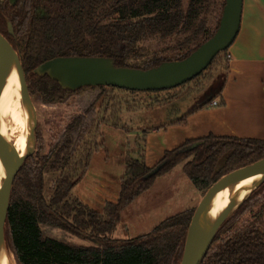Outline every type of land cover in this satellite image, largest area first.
Returning a JSON list of instances; mask_svg holds the SVG:
<instances>
[{
  "label": "trees",
  "instance_id": "16d2710c",
  "mask_svg": "<svg viewBox=\"0 0 264 264\" xmlns=\"http://www.w3.org/2000/svg\"><path fill=\"white\" fill-rule=\"evenodd\" d=\"M213 2L18 0L11 6L8 0H0V32L21 58L33 101L52 107L66 104L70 97L85 90L93 92L49 152H37L28 158L14 180L5 240L16 264H180L196 207L166 218L147 234L114 239L111 235L124 211L151 189L157 177L178 165L183 164V173L204 196L222 176L264 158V139L209 135L165 152L162 160L149 168L145 158L147 131H140L126 144L125 172L117 202H108L102 212H97L79 199L74 190L85 177L93 155L104 149L102 128L129 132L122 125L123 112L170 106L174 101H185L201 93L217 72L227 69L228 50L218 54L192 81L167 91L90 87L71 92L47 76L34 74L38 66L59 57L110 58L117 67L138 70L182 61L218 29L225 0L219 2V12L211 27L208 15ZM8 22L14 35L8 32ZM149 41L165 45L150 51L145 45ZM223 75L225 78L224 72ZM223 85L200 106L220 94ZM165 92L171 95L147 101L136 97ZM183 119L175 123L180 124ZM224 157V165L217 171ZM158 167L156 175L146 178ZM248 215L251 218L245 220ZM261 221L264 184L223 224L202 264H264ZM54 230L87 245L53 237Z\"/></svg>",
  "mask_w": 264,
  "mask_h": 264
},
{
  "label": "water",
  "instance_id": "95a60500",
  "mask_svg": "<svg viewBox=\"0 0 264 264\" xmlns=\"http://www.w3.org/2000/svg\"><path fill=\"white\" fill-rule=\"evenodd\" d=\"M15 6L18 0H8ZM243 0H225L219 27L215 34L182 61L164 62L156 68L138 70L117 67L115 61L103 57H59L38 66L34 74L57 82L63 90L76 92L90 87H115L137 92L167 91L178 88L204 72L215 57L228 50L240 29ZM10 35L14 30L7 23ZM16 70L23 104L28 117V138L25 152L17 155L13 144L0 130V260L7 254L5 228L14 180L26 160L36 149L37 114L29 93L21 58L0 32V96L6 81ZM226 158V157H224ZM225 162V159H224ZM224 165H217V171ZM154 169L146 178L157 174ZM251 184L232 195L228 205L214 219L209 216L216 195L242 181ZM264 184V158L222 176L204 194L192 216L180 264H202L223 224L237 212L250 196Z\"/></svg>",
  "mask_w": 264,
  "mask_h": 264
},
{
  "label": "crops",
  "instance_id": "0c3cea01",
  "mask_svg": "<svg viewBox=\"0 0 264 264\" xmlns=\"http://www.w3.org/2000/svg\"><path fill=\"white\" fill-rule=\"evenodd\" d=\"M225 60L228 65L223 71L225 82L220 94L201 106H185L191 97L181 102L174 101L171 105L177 104V107L172 110L171 115L177 117L147 130L145 158L149 168L156 166L165 152L174 150L189 140L209 135L264 139V0H243L240 29ZM213 101H217L218 106H211ZM183 117L182 123H175ZM102 133L104 149L93 155L85 177L74 190L79 199L97 212H102L106 203L117 202L121 178L125 172L126 144L140 130L126 132L104 126ZM179 166L164 176L171 178L178 168L183 173V164ZM183 175L185 176L184 173ZM187 179L182 178L181 172L178 173V185L182 193L179 205L182 206L191 204L196 198L190 188L194 186ZM150 190L139 196L123 215L128 211L144 212V197ZM176 206L177 202L172 201L164 206L148 208L146 215L138 219L143 221L132 224L128 231H134L133 236L136 237L149 233ZM188 209L191 208L186 210ZM143 231L146 233L141 234Z\"/></svg>",
  "mask_w": 264,
  "mask_h": 264
},
{
  "label": "rangeland",
  "instance_id": "374dc122",
  "mask_svg": "<svg viewBox=\"0 0 264 264\" xmlns=\"http://www.w3.org/2000/svg\"><path fill=\"white\" fill-rule=\"evenodd\" d=\"M220 1L221 0H214L210 8L208 17H209V25L211 27L214 26L215 18L218 15ZM145 45L150 49V51H154L163 47L165 43L157 42V41L155 42L149 41L145 43ZM224 81L225 78L223 75V71L217 72V74L215 75V79L211 82H207L205 84V89L201 93L195 94L189 100H187L185 106L191 107L200 104V102L206 101L213 95L216 89L220 88L224 84ZM92 93L93 92L91 90H85L81 94H77L70 97L67 100L66 104L52 106V107H47L41 105L39 102L34 101L36 114H37V122H38L37 130H36V149L34 155H36L37 152H40V154L42 155H46L49 152V150L53 147V145L57 141L59 135L63 132L65 126L74 116L79 114L83 105L91 98ZM170 95H171L170 93H166V92L158 95L144 93V94H139L136 97L141 101H145V100L147 101L157 96L168 97ZM176 105L177 104H174L169 107L155 106L153 110H147L145 108H142L132 113L125 111L122 113L121 116L122 125L130 128L133 131L150 130L152 127L159 125L165 120L175 119L177 116L171 115V112L173 109L177 107ZM224 159L225 158H223L219 162V166H221L224 163ZM179 169L180 168L176 169L173 172L171 178L167 176H160L155 179L152 189L144 197L143 207L146 208L144 209V212L134 213L132 211H128L127 213H125L122 216V220L118 224L115 232L111 235L112 238L114 239L135 238L136 236H133L135 232L134 231L129 232L128 230H130L132 224L134 223L140 224V222L143 220H138V219H140L143 215H146L148 208L153 207L155 205L164 206L172 201L177 202V206L174 208V210L170 212V214H167V216L161 218L162 220H160V222L168 217H171L173 215H176L177 213L186 210L187 208L197 207V205L199 204L200 200L203 197V193L194 187H190V188H192L193 190L192 193L196 196L195 201L191 202V204L188 203V205L186 204L185 206L179 205V201L182 199L181 196L182 193L180 192V185H178L179 183L178 173L181 172L182 178L187 179V177H185L182 171H180ZM250 218L251 215H248L245 218V220H249ZM261 222L262 223H259V226L264 230V221ZM46 232L47 234L49 233V231ZM143 233L146 232L143 231L141 234ZM51 236L71 244L87 245V242L85 241H82L76 237H71L70 235L61 233L56 230L51 232ZM7 255L9 256L12 264H16L14 257L12 253L8 250V248H7Z\"/></svg>",
  "mask_w": 264,
  "mask_h": 264
},
{
  "label": "bare ground",
  "instance_id": "6f19581e",
  "mask_svg": "<svg viewBox=\"0 0 264 264\" xmlns=\"http://www.w3.org/2000/svg\"><path fill=\"white\" fill-rule=\"evenodd\" d=\"M27 123L28 117L22 100L19 78L14 69L8 77L0 96V130L4 137L13 144L19 156L24 154L27 144ZM2 174L3 169L0 165V178ZM251 182L252 179H248L218 193L210 207V218H216L228 205L231 196L248 187ZM0 264H12L7 254L2 256Z\"/></svg>",
  "mask_w": 264,
  "mask_h": 264
},
{
  "label": "built area",
  "instance_id": "2783aa9c",
  "mask_svg": "<svg viewBox=\"0 0 264 264\" xmlns=\"http://www.w3.org/2000/svg\"><path fill=\"white\" fill-rule=\"evenodd\" d=\"M228 59H230V56H228ZM218 102L217 101H213L211 102V106H218Z\"/></svg>",
  "mask_w": 264,
  "mask_h": 264
}]
</instances>
